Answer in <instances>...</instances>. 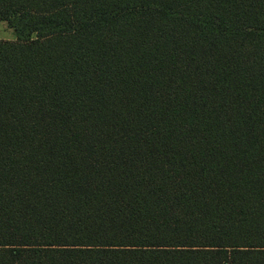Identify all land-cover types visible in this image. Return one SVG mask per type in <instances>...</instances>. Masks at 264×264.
<instances>
[{"label": "trees", "instance_id": "trees-1", "mask_svg": "<svg viewBox=\"0 0 264 264\" xmlns=\"http://www.w3.org/2000/svg\"><path fill=\"white\" fill-rule=\"evenodd\" d=\"M0 23V264H264V0Z\"/></svg>", "mask_w": 264, "mask_h": 264}, {"label": "rangeland", "instance_id": "rangeland-1", "mask_svg": "<svg viewBox=\"0 0 264 264\" xmlns=\"http://www.w3.org/2000/svg\"><path fill=\"white\" fill-rule=\"evenodd\" d=\"M0 40L2 41L14 40L12 31L9 30L4 23H0Z\"/></svg>", "mask_w": 264, "mask_h": 264}]
</instances>
